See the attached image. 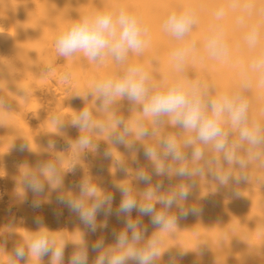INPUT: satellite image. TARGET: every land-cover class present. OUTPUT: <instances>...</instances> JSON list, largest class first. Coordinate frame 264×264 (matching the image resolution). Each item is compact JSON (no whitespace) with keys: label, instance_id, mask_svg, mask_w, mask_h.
<instances>
[{"label":"bare ground","instance_id":"1","mask_svg":"<svg viewBox=\"0 0 264 264\" xmlns=\"http://www.w3.org/2000/svg\"><path fill=\"white\" fill-rule=\"evenodd\" d=\"M188 7L196 12V24L185 40L195 42L196 50L178 72L172 54L182 42L164 31L163 24L173 10ZM120 9L135 14L149 30L142 53H130L126 64L110 56L93 62L79 52L68 58L57 55L56 37L72 20ZM221 10L224 16L217 20ZM214 25L222 28L229 50L220 60L205 49ZM253 26H258L259 37L250 46L247 36ZM261 53L264 0H0V264H11L14 249H27L25 238L41 230L57 244L64 242L63 264L79 250L76 241L82 235L88 264H94L101 250L92 246L102 240L104 249L112 247L124 231L131 237L129 220L143 232L137 247L154 236L159 239L155 264L172 259L175 264H264V145L241 140L239 127L225 115L221 128L227 146L235 145L244 165L229 163L214 142L199 140L196 131L172 123L171 115L145 116L143 103L119 96L105 102L95 90L97 82L121 77L127 66H142L150 95L177 79L199 82L205 99L241 94L248 103L247 126L264 131V87L249 67ZM245 73L250 87L242 89ZM85 109L90 127L82 129L73 121ZM141 127L146 135L138 134ZM82 136L89 138L87 146L79 144ZM167 140L175 143L179 158L168 152ZM21 145L27 147L21 150ZM149 148L155 157L146 155ZM182 167L189 174L179 175ZM141 172L149 179H141ZM25 173L43 185L41 192L26 185ZM225 175L229 179L221 183ZM242 175L246 179L238 181ZM85 180L97 187L100 198L112 197L97 211L95 231L60 199L80 198L90 206L93 198L80 192ZM121 185L138 205L153 203L156 213L175 217V224L163 230L139 207L120 212ZM182 187L187 198L178 197L171 208L157 200ZM149 189L154 191L151 201ZM34 201L39 207H33ZM191 208L199 211L181 214ZM16 264H52V257L29 255Z\"/></svg>","mask_w":264,"mask_h":264},{"label":"clouds","instance_id":"2","mask_svg":"<svg viewBox=\"0 0 264 264\" xmlns=\"http://www.w3.org/2000/svg\"><path fill=\"white\" fill-rule=\"evenodd\" d=\"M224 16L223 10L216 14V19L221 20ZM196 24V12L188 7L182 10H173L164 21V31L173 36L177 41L182 42L172 54V59L178 72H183V67L188 55L196 50L195 42L186 41L185 38L192 31ZM149 30L140 19L132 13L120 9L119 11L103 10L96 13L84 14L77 19L72 20L65 28L61 29L55 40L57 55L68 58L76 53H83L89 61L98 62L106 57H111L118 64H126L130 53H142L146 44ZM258 26H253L247 36L250 46H255L258 42ZM205 49L212 59L220 60L226 58L229 54L225 34L219 25H214L209 30L206 39ZM250 70L258 73L260 76L259 84L264 87V53L256 56L250 64ZM67 79V77H66ZM148 73L142 66L129 65L124 74L117 78H107L95 84V90L102 96L105 102L113 97H127L134 102L143 103L144 115H151L153 118H159L165 115L173 117L172 123L179 124L185 129L194 130L198 139L204 143L214 142L216 150L223 151L225 159L229 163L237 162L242 167L243 160L239 159L235 153V145L229 149L227 146L226 133L221 128L222 118L225 115L230 119L233 126L239 127L240 139L247 141L252 146L264 145V131L259 125L252 128L247 126L248 103L244 97L237 93L234 95L222 94L214 99H205V93L201 90L199 82H186L177 79L172 84L158 89L151 95L148 82ZM242 89L250 87V81L247 73L241 84ZM210 113V114H209ZM90 113L87 109L83 110L79 117L73 121V124L79 125L82 129L90 127ZM139 135L147 134L143 127L139 130ZM123 139V137H119ZM90 143L89 138L82 136L79 144L87 146ZM168 152L176 158L180 153L176 149L173 141H165ZM27 145H21L24 150ZM146 155L155 157L153 149L146 150ZM199 158L202 152L197 149L194 153ZM48 170H54L51 165ZM158 172H163V165L157 166ZM179 175L189 174L186 168L178 169ZM140 178L148 180L149 177L141 172ZM221 183H227L229 176L220 177ZM246 179L245 176L237 177V180ZM24 182L33 192H41L43 185L28 173L24 174ZM120 190L124 195L121 201L119 211L128 213L132 209L139 207V210L152 217V223L158 225L163 230H167L176 222L175 217H168L164 212L156 213L154 204H137V200L129 195V189L121 185ZM81 196L93 198V203L86 206L83 199L67 198L60 199L67 203L68 207L79 214L80 219L88 225L92 231L96 230V213L105 203L112 199L111 195L100 198L98 189L88 180L81 183ZM154 191L149 189L146 196L151 201ZM188 190L181 188L178 193H173L168 197L159 196L157 200L162 202L166 208H171L176 203L177 198L186 199ZM33 207H39V202L34 201ZM110 210V208H109ZM199 210L191 208L181 209V214L186 216L189 213H197ZM137 223L129 220L127 229L131 231V237L124 231L117 235L116 244L104 249V242L97 241L92 247L94 250H101L94 264H128L133 261L134 264H155L160 256L159 239L153 237L148 240L144 247L136 245L144 238L143 232L137 230ZM27 249L24 246H17L14 249L11 264H16V260L25 259L31 255L35 259L51 254L52 264H63L64 242L57 244L55 238H51L46 230H41L30 237L25 238ZM80 245L79 250L70 257L69 264H88V251L84 245L83 236L76 241ZM103 249V250H102ZM170 264H175V260H170Z\"/></svg>","mask_w":264,"mask_h":264}]
</instances>
